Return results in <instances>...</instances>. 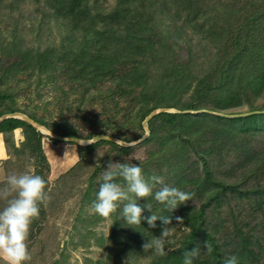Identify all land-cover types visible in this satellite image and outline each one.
<instances>
[{
	"label": "trees",
	"instance_id": "obj_1",
	"mask_svg": "<svg viewBox=\"0 0 264 264\" xmlns=\"http://www.w3.org/2000/svg\"><path fill=\"white\" fill-rule=\"evenodd\" d=\"M27 1L60 28L58 42L29 45L21 36L17 19ZM190 31L206 44L204 56L194 53ZM162 108L194 112L156 115L149 136L129 147L70 143L78 161L53 182L46 135L20 118L0 122L7 175L20 173L11 167L40 175L51 197L30 225L25 264H69L59 228L48 231L68 203L77 207L69 209L76 243L89 247L84 239L111 220L106 257L86 264H183L197 245L193 264H224L230 256L264 264V0H0V118L22 113L62 137L103 134L129 143L146 134L144 120ZM109 162L137 164L146 178L163 177L192 200L171 212L154 199L162 187L155 184L137 205L145 217L171 216L170 225L126 224L127 201L102 218L90 209ZM164 227L161 255L154 242Z\"/></svg>",
	"mask_w": 264,
	"mask_h": 264
},
{
	"label": "clouds",
	"instance_id": "obj_2",
	"mask_svg": "<svg viewBox=\"0 0 264 264\" xmlns=\"http://www.w3.org/2000/svg\"><path fill=\"white\" fill-rule=\"evenodd\" d=\"M99 180V190L90 210L102 218H109L121 203L127 201L123 204L122 216L128 225H140L142 220H146L148 225L154 228L158 219L164 225L172 223L171 216L157 217L151 214L145 217L144 208L137 205L140 198L153 195L155 184H160L162 187L155 191L154 199L166 204L171 212L179 205L191 201L193 197L192 193L166 185L163 177L153 175L146 178L143 169L134 163L109 162ZM121 180L123 183L119 182ZM50 199L46 191V181L40 175L23 172L6 177L3 185L0 186V201L5 204L0 209V260H3L4 264H25L31 260L27 244L30 225L34 219L39 218L40 205L46 206ZM145 207L152 213L150 204ZM175 220L183 224L182 217L177 216ZM168 235L169 229L164 227L161 237L154 242L161 255L167 254L164 238ZM151 246L152 244L148 242L143 247L146 249ZM204 247L209 253L211 252V246L207 242ZM199 254L200 247L197 245L192 251L184 253L183 264H193V258ZM224 264H238L237 257H228Z\"/></svg>",
	"mask_w": 264,
	"mask_h": 264
},
{
	"label": "rangeland",
	"instance_id": "obj_3",
	"mask_svg": "<svg viewBox=\"0 0 264 264\" xmlns=\"http://www.w3.org/2000/svg\"><path fill=\"white\" fill-rule=\"evenodd\" d=\"M22 11L18 16V26L21 30V36L26 40L29 45H35L40 43L41 40H49V42H58L61 38L60 35V28L55 26L53 20L52 22L48 20H41V14L37 13L32 7L29 1L25 2L22 5ZM12 22L10 24H13ZM39 23H43V26L40 28ZM9 24V25H10ZM48 27L49 31H46L44 28ZM52 28V31L51 29ZM188 33V32H187ZM188 38L193 40L192 48L194 53H199L204 56V52H201V49L206 46L204 42H201L200 39L193 35L191 31L188 33ZM203 59L200 58L199 61ZM26 101V100H25ZM59 141V140H58ZM43 147L44 151L47 155V158L50 162V169H51V176H58L59 172L62 170L67 171L71 166H73L77 161L78 157L76 154V146L64 141H60L57 144H53L47 136L43 139ZM3 162V161H2ZM61 166L63 169L60 170ZM31 171V168H25V170ZM13 172H20V168L13 169L10 168ZM8 170V172H10ZM54 172H53V171ZM58 170H60L58 172ZM4 176L1 178H6L7 172L4 169L3 164L0 163V176L1 174ZM68 203L65 204L64 208L61 209V213L56 217H51V221L49 223V230L48 231H55L56 227H58V240L63 245H66L65 252L69 254L68 263L69 264H86V259L89 258L93 261L98 260L99 258H105L107 254V250L105 249L106 245H108L107 237L110 233L111 228V220L110 218L107 219L102 224L100 223L96 226V234L93 238H85V244L90 243V246L87 247L83 245L81 242L76 243L80 239V234L73 230L74 220L73 217L70 218L69 209L71 208V212L77 210V207L73 204ZM4 207V203H2ZM75 217V213H73ZM84 233V231H82ZM101 238L105 239L104 246L100 245ZM74 243H72V241Z\"/></svg>",
	"mask_w": 264,
	"mask_h": 264
},
{
	"label": "water",
	"instance_id": "obj_4",
	"mask_svg": "<svg viewBox=\"0 0 264 264\" xmlns=\"http://www.w3.org/2000/svg\"><path fill=\"white\" fill-rule=\"evenodd\" d=\"M162 112H170V113H187V112H194V111H178V110H175V109H168V108H162V109H158V110H155L153 111L143 122V127L145 129V132L146 134L140 138L139 140L135 141V142H123L117 138H114V137H111V136H106V135H103V134H99V135H96V139L92 138L90 140H82V139H79V138H75V137H62V136H59L53 132H51L50 130H48L46 127L40 125L39 123H37L36 121H34L33 119H31L29 116L27 115H24L22 113H13V114H9V115H4L0 118V122L8 117H16V118H20V119H23L25 120L26 122H28L29 124H31L32 126H34L37 130H39L41 133H43L44 135L48 136V137H51V138H54L56 140H59V141H64V142H67V143H75L76 145H82V146H86V145H90V144H93L97 141H101V140H106V141H110V142H114V143H118L122 146H126V147H129V146H133V145H136L138 143H140L141 141H143L144 139H146L149 134H150V131L148 129V122L149 120H151L153 117H155L156 115L162 113ZM201 112V111H199ZM244 115H248V114H242V115H233V116H228V117H238V116H244ZM87 141H90L92 143H88Z\"/></svg>",
	"mask_w": 264,
	"mask_h": 264
},
{
	"label": "crops",
	"instance_id": "obj_5",
	"mask_svg": "<svg viewBox=\"0 0 264 264\" xmlns=\"http://www.w3.org/2000/svg\"><path fill=\"white\" fill-rule=\"evenodd\" d=\"M15 139H16V142L17 144H19V142L23 139L21 133H20V130L17 129L15 130ZM49 139V138H48ZM52 142V141H51ZM53 143V142H52ZM54 144V143H53ZM9 159V156H8V153L6 151V148H5V145H4V137H3V134L0 133V163H2V161H5V160H8ZM50 163V162H49ZM51 165V164H50ZM63 169V167L61 166L60 170ZM58 170V172L60 171ZM53 171V170H52ZM54 172V171H53ZM52 173V172H51ZM51 173H50V176H49V180L51 182L55 181L60 175H62L64 173V170H62L61 172H59V175L58 176H51ZM53 175V173H52ZM4 176L3 172L1 174L0 177ZM6 178H1L0 179V183L4 182Z\"/></svg>",
	"mask_w": 264,
	"mask_h": 264
}]
</instances>
